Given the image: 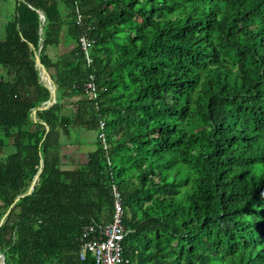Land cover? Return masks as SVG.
Listing matches in <instances>:
<instances>
[{"label": "trees", "instance_id": "trees-1", "mask_svg": "<svg viewBox=\"0 0 264 264\" xmlns=\"http://www.w3.org/2000/svg\"><path fill=\"white\" fill-rule=\"evenodd\" d=\"M13 5L0 39L4 264H95L76 239L111 222L113 186L128 264H264V0ZM36 53L57 98L38 122L50 92Z\"/></svg>", "mask_w": 264, "mask_h": 264}, {"label": "built area", "instance_id": "built-area-1", "mask_svg": "<svg viewBox=\"0 0 264 264\" xmlns=\"http://www.w3.org/2000/svg\"><path fill=\"white\" fill-rule=\"evenodd\" d=\"M77 14L76 23L81 25L82 17L79 9L75 8ZM81 49L85 56L87 64H91L88 49L90 42L84 37L79 40ZM84 92L90 96L97 106V86L94 76H90L85 83ZM99 140L103 146V150L107 152L106 136H105V123L100 120L99 122ZM107 158V164H110ZM113 193V215L111 222L106 225L97 224L92 222L86 225L80 233L77 240L79 245V260L85 261L87 253L92 255L95 264H128L123 256V242L124 238L128 235L129 230L124 225V208L121 202V196L115 186L112 187Z\"/></svg>", "mask_w": 264, "mask_h": 264}, {"label": "water", "instance_id": "water-1", "mask_svg": "<svg viewBox=\"0 0 264 264\" xmlns=\"http://www.w3.org/2000/svg\"><path fill=\"white\" fill-rule=\"evenodd\" d=\"M33 48L34 47L30 45V49L33 50ZM32 61L34 62V67L38 71V74L40 76L41 81L44 84V87H46L49 90V92H50V99L47 102L43 103L40 107L35 109L32 112V114H31V117L33 118V121L34 122H38L37 112L48 110L50 107L55 105V103L57 101V98H56V94H55L56 90H55L54 84H53V82H52V80H51L46 68L41 64L38 53H36L35 55L32 56ZM41 169H42V164L40 165V169L38 170V173H37L32 185H31V187L29 188V191H28L27 195H29L32 192V190H33V188H34V186H35V184H36V182L38 180V176L41 173ZM21 197H24V196H21ZM21 197H17L15 199V201H17ZM8 213H9V211H8ZM8 213L5 215V217H3L1 219L0 226L3 224V222L6 219ZM0 264H4V259H3V256H2L1 253H0Z\"/></svg>", "mask_w": 264, "mask_h": 264}, {"label": "rangeland", "instance_id": "rangeland-1", "mask_svg": "<svg viewBox=\"0 0 264 264\" xmlns=\"http://www.w3.org/2000/svg\"><path fill=\"white\" fill-rule=\"evenodd\" d=\"M14 0H0V39L4 37V24L5 22L10 18L11 14L13 13V5ZM53 74V72H52ZM74 134L71 136V140L74 137ZM63 149V154L65 153H72L73 150H76L74 147H67V148H62ZM72 150V151H71ZM68 168H72V166H68Z\"/></svg>", "mask_w": 264, "mask_h": 264}, {"label": "crops", "instance_id": "crops-1", "mask_svg": "<svg viewBox=\"0 0 264 264\" xmlns=\"http://www.w3.org/2000/svg\"><path fill=\"white\" fill-rule=\"evenodd\" d=\"M69 49H71V47L69 45H60L58 48L49 49V57H50V59L56 61L58 56L65 54L66 52H69ZM53 74H54V72H53ZM84 149L81 150V152H79L80 159H82L86 154ZM89 149L90 148H88L87 150H89Z\"/></svg>", "mask_w": 264, "mask_h": 264}]
</instances>
